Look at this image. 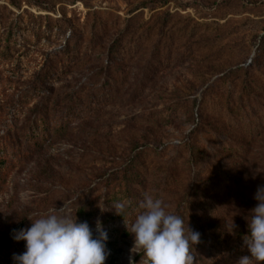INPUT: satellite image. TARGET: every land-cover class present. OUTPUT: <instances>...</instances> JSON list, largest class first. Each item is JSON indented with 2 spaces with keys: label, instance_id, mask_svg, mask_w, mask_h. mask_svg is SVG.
Returning <instances> with one entry per match:
<instances>
[{
  "label": "rangeland",
  "instance_id": "obj_1",
  "mask_svg": "<svg viewBox=\"0 0 264 264\" xmlns=\"http://www.w3.org/2000/svg\"><path fill=\"white\" fill-rule=\"evenodd\" d=\"M15 1L35 14L37 5L54 6L55 17L66 8L77 29L94 23L105 32L87 56L71 65L59 59L65 75L53 77L46 91L35 90L37 72L64 40L51 49L26 46L30 52L16 56L20 78L13 66L0 65V81L8 80L0 89L5 121L23 126L46 99L50 122H67L41 151L7 157L0 239L63 206L73 218L82 206H95L93 221H103L113 206L103 197L132 164L141 199L159 198L179 216L187 204L185 229H216L229 245L248 228L245 217L264 185V0ZM0 4L18 13L7 0ZM126 27L116 56L107 57ZM128 222L102 224L104 264H140L143 254L130 251L133 235L123 237ZM91 229L97 238L96 225ZM212 244L198 250L203 264H228Z\"/></svg>",
  "mask_w": 264,
  "mask_h": 264
},
{
  "label": "trees",
  "instance_id": "obj_2",
  "mask_svg": "<svg viewBox=\"0 0 264 264\" xmlns=\"http://www.w3.org/2000/svg\"><path fill=\"white\" fill-rule=\"evenodd\" d=\"M10 6L18 11L15 13L6 5L0 4V65H11L10 72L12 75L21 77V58L16 56L25 49L21 56H26L30 52L26 46L33 47H49L51 49L55 44L64 40L63 44L58 49L54 50L53 55L47 54L44 65L39 69L37 75L41 78L39 87L35 90L46 91L48 82L57 75H65L64 68L60 66L62 63L59 59L66 58L67 64L71 65V60L85 57L93 49L98 46V41H102L105 26H98L91 24L90 27L87 23L77 29L73 20L68 18L66 8L60 10V17H55L56 9L54 6L37 5L40 9L39 14L29 12L27 9L17 4L15 0H7ZM129 22V21H128ZM84 28L85 32L82 31ZM108 29V28H107ZM127 27L124 31L120 32L119 36L112 42L108 50L107 57H114L117 54V49L121 39L127 35ZM92 47V48H90ZM51 53V52H50ZM57 62H60L58 65ZM238 71V70H237ZM8 80L0 81V89L6 87ZM31 102L34 98H31ZM30 104L25 102L24 105ZM35 112L32 120H28L23 126H12L13 120H4V110L0 106V192L4 189L5 183L9 173V166L7 157L9 154H30L29 149L33 152H38L51 141L53 137H59L66 132L67 122L62 120L57 124H52L49 118L50 107L46 99L42 100L41 105H36L32 111ZM4 121V122H3ZM25 147L22 149V145ZM191 157L195 160V153L191 152ZM134 165H128L122 172L118 179L112 186L108 188V193L103 197L106 204L114 205L115 203L125 200L128 203L123 216L116 215L115 210L110 207L109 212L102 224H107L110 221L121 220L122 222L133 223L136 219L140 202L143 200L139 197V193L143 191L140 189L137 192L133 186L137 184L139 175L134 170ZM107 207V206H105ZM96 207L82 206L75 213L77 223L87 222L90 228L95 227L96 223L93 221ZM181 217L188 215L187 204L184 205L181 212ZM75 218V217H74ZM196 223V222H194ZM32 225L31 220L22 221L18 226L13 229L19 231L20 229H28ZM192 230L200 233V243L195 245L192 249L194 254L193 264H203L202 255L198 250L199 248L212 244L214 247L221 248V257H224L225 263L236 264L237 256H248L247 247L244 245V237L250 235L249 229L239 230L236 238L229 245L225 244L222 235L217 237L218 231L214 229L211 233V228L205 226H190ZM12 229V230H13ZM10 230L0 239V264H17L13 259L14 254H22L26 251V241L13 239V233ZM92 230V229H91ZM94 230V229H93ZM94 232H92L93 234ZM131 235L126 228L123 230V237L126 238ZM211 237V238H210ZM94 238V234H93ZM211 239L212 242L209 240ZM113 242V241H112ZM109 242L108 246H111ZM207 243V244H204ZM113 245V244H112ZM228 247L229 256L226 258V250ZM238 258V259H239ZM106 264H113L110 260Z\"/></svg>",
  "mask_w": 264,
  "mask_h": 264
},
{
  "label": "clouds",
  "instance_id": "obj_3",
  "mask_svg": "<svg viewBox=\"0 0 264 264\" xmlns=\"http://www.w3.org/2000/svg\"><path fill=\"white\" fill-rule=\"evenodd\" d=\"M253 199L257 203L245 217L250 235L243 238L251 257L242 256L236 264H264V185L257 186ZM126 205L118 202L112 208L116 215L123 216ZM64 208H55L38 219L29 217L30 228L12 230L14 240L26 241V251L13 255L17 264H104L108 236L101 221H96L99 235L93 238L88 223H77L76 216L73 218ZM139 208L142 211L135 221L125 223V227L133 235L130 251L143 254L140 264H193L192 249L200 243V233L188 226L185 229L181 216L166 211L161 199L147 193Z\"/></svg>",
  "mask_w": 264,
  "mask_h": 264
}]
</instances>
